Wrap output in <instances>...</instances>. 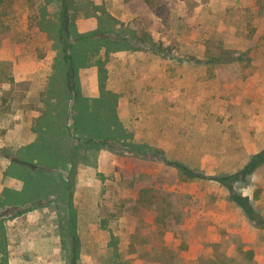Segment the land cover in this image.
<instances>
[{
  "label": "rangeland",
  "instance_id": "obj_1",
  "mask_svg": "<svg viewBox=\"0 0 264 264\" xmlns=\"http://www.w3.org/2000/svg\"><path fill=\"white\" fill-rule=\"evenodd\" d=\"M48 254L264 264V0H0V264Z\"/></svg>",
  "mask_w": 264,
  "mask_h": 264
},
{
  "label": "crops",
  "instance_id": "obj_2",
  "mask_svg": "<svg viewBox=\"0 0 264 264\" xmlns=\"http://www.w3.org/2000/svg\"><path fill=\"white\" fill-rule=\"evenodd\" d=\"M75 32V31H74ZM51 70V68H50ZM2 264H7V261H3ZM15 264V262H14ZM17 264H29L27 260H25L24 258H20L19 257V261L17 262ZM33 264H52V258L50 257V255L48 254V257H44L42 258V256L39 258H35ZM89 264H98V262H94V260H90Z\"/></svg>",
  "mask_w": 264,
  "mask_h": 264
},
{
  "label": "trees",
  "instance_id": "obj_3",
  "mask_svg": "<svg viewBox=\"0 0 264 264\" xmlns=\"http://www.w3.org/2000/svg\"><path fill=\"white\" fill-rule=\"evenodd\" d=\"M84 36L85 37H92V35H83L82 36V38H84ZM94 37V36H93ZM104 38V37H103ZM112 40H115V39H112ZM62 44H61V46H62V59H63V61L65 62V63H67V64H71V62L73 61V64H74V62H75V57L73 56V55H69L68 54V51H67V48L66 47H69V46H67V45H65V42L64 41H62L61 42ZM231 60V58H228V59H226V61L225 62H228V61H230ZM67 64H66V66H67ZM74 66V65H73Z\"/></svg>",
  "mask_w": 264,
  "mask_h": 264
}]
</instances>
